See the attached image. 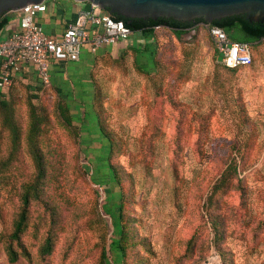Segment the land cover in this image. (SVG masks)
Instances as JSON below:
<instances>
[{
	"label": "rangeland",
	"instance_id": "374dc122",
	"mask_svg": "<svg viewBox=\"0 0 264 264\" xmlns=\"http://www.w3.org/2000/svg\"><path fill=\"white\" fill-rule=\"evenodd\" d=\"M152 46L96 67L94 109L112 149L77 120L75 135L50 88L0 93V264H264V40L239 69L217 58L201 25L181 37L162 27ZM34 113L41 179L28 144Z\"/></svg>",
	"mask_w": 264,
	"mask_h": 264
},
{
	"label": "built area",
	"instance_id": "2783aa9c",
	"mask_svg": "<svg viewBox=\"0 0 264 264\" xmlns=\"http://www.w3.org/2000/svg\"><path fill=\"white\" fill-rule=\"evenodd\" d=\"M47 10V1L28 5L19 12V29L0 39V93L10 90L15 77L27 65L34 67L40 84L49 87L53 62L78 61L84 48L95 54L103 46L128 40L134 33L124 22L101 14L91 4L90 9L78 12L76 20L67 26L60 39H54L36 22L37 16ZM201 26L208 31L227 68L247 67L254 63L249 44L232 41L221 28L206 23ZM202 264H212V260Z\"/></svg>",
	"mask_w": 264,
	"mask_h": 264
},
{
	"label": "crops",
	"instance_id": "0c3cea01",
	"mask_svg": "<svg viewBox=\"0 0 264 264\" xmlns=\"http://www.w3.org/2000/svg\"><path fill=\"white\" fill-rule=\"evenodd\" d=\"M47 3L48 10L40 13L36 18V22L43 27L49 37L54 39L62 37L67 26L76 20L80 10H88L91 7L90 3H77L72 0H47ZM11 14V21L3 31L0 39L19 29L20 13ZM134 35L135 32L128 40L103 46L95 54L91 53L88 48H84L78 61L53 62L51 64V84L48 88L56 93V97L60 102L68 106L73 121L77 120L80 126H84V130L99 131L101 133L94 105L99 89L96 79V67L102 63L103 58L110 56L118 59L126 54L127 51L135 52L136 50L139 53L152 54L154 49L152 45L155 39L148 40L139 34L137 39L134 40ZM21 85H25L29 89L42 86L32 65L25 66L21 73L15 77L13 86ZM101 135L103 134L101 133ZM97 136L99 138V133ZM98 140L93 139L92 141L96 142L91 144L101 145Z\"/></svg>",
	"mask_w": 264,
	"mask_h": 264
},
{
	"label": "trees",
	"instance_id": "16d2710c",
	"mask_svg": "<svg viewBox=\"0 0 264 264\" xmlns=\"http://www.w3.org/2000/svg\"><path fill=\"white\" fill-rule=\"evenodd\" d=\"M99 12L101 14L111 16L116 21L124 22V24L127 27L131 28L133 32L144 36L148 40L156 39L157 30L162 27L170 29L177 37H181L182 35L188 33L191 29L197 27L198 25L205 24L203 20H196L190 23H182L174 19H166V18H159L158 20H152V19L145 20V19H139V18L129 19L123 16L112 14L110 13L109 10H106V11L100 10ZM11 18H12V14H8L0 19V37L3 31L5 30V28L10 23ZM209 25L211 27H217V28H221L222 30H224V32L228 35V37L234 42L249 44L252 51H253V48L256 47L260 41L264 40V24L250 22L249 20L245 18V16L228 17L222 20L214 21L213 23ZM210 40L215 48V54L217 58L220 59L219 53L211 37H210ZM135 52L139 53V51L137 50ZM239 68H242V67H237L235 69H239ZM148 75H150V73H148ZM59 103H61L59 104V109L61 110L64 121L66 122V125L70 127V129L74 132L75 135H77L78 131L75 129L73 125V118H72L70 109L68 108L66 104L62 102H59ZM98 109H100V106ZM96 113H97V119L99 122L100 131L105 136V138L109 141L111 149H112L113 140L105 130L102 114L100 113V110H98ZM42 124L43 122L40 121L37 114L34 113L32 115V123H31V128L29 131V135H28V144L34 156L35 162L37 164V168L40 170L38 179H41V177L43 176V171L41 170L42 161L40 157L38 156V152H37L36 138L38 134L40 133V131L42 130L41 128ZM231 169H232V163L229 164V166L226 168L223 175L228 174L231 171ZM233 170L236 172L237 168L233 167ZM31 191H32L31 189L27 190L24 194L23 209L20 213L18 220L16 221L14 225V231L10 237L12 242H15L17 245H20L23 233L25 231ZM122 203H123V199H122ZM122 206H120V211L122 210ZM127 223L128 222L125 221V217L123 216V214H119L118 226L120 230L119 231L120 238L118 240V247L122 250L124 254H125V251L129 247V240H130ZM51 249H52L51 239L47 238L45 240L43 253L48 254L50 253ZM8 255H9V260L11 263H15L19 260V254L15 250L12 244H10L8 248Z\"/></svg>",
	"mask_w": 264,
	"mask_h": 264
},
{
	"label": "water",
	"instance_id": "95a60500",
	"mask_svg": "<svg viewBox=\"0 0 264 264\" xmlns=\"http://www.w3.org/2000/svg\"><path fill=\"white\" fill-rule=\"evenodd\" d=\"M47 0H0V19L28 5ZM90 3L101 11L129 19H174L182 23L203 20L206 24L233 16L264 24V0H72Z\"/></svg>",
	"mask_w": 264,
	"mask_h": 264
}]
</instances>
